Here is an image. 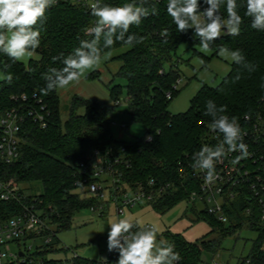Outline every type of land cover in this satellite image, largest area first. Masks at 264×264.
<instances>
[{
  "label": "trees",
  "instance_id": "trees-1",
  "mask_svg": "<svg viewBox=\"0 0 264 264\" xmlns=\"http://www.w3.org/2000/svg\"><path fill=\"white\" fill-rule=\"evenodd\" d=\"M126 2L131 0H102V3L112 6ZM167 3L168 0H148L145 6L155 7L156 13L143 19L139 27L132 26L129 29V34L143 37V42L134 46L127 45L128 48L117 56L120 66L116 76L125 80L128 114L132 121L140 123L145 130L143 137L131 141L114 138L110 129V110L102 103L74 95L68 117L62 121L57 90L47 95L40 92L45 87L42 74L50 67L62 66L53 57L62 53L68 55L79 46L81 39L88 38L82 29L95 19L91 9L59 0L47 10V20L43 26L37 25L41 31L40 46L36 49L40 56L38 59H30L26 64L21 61L13 63L0 53V72L3 75L0 80V109L12 106L18 108L23 102L31 108L41 104L45 107L47 121L44 128H39L25 116L24 107L20 108L24 121L19 157L11 163L0 165V178H12L18 183L39 182L41 192L28 194L27 199L31 201V198H36L37 206L55 224V232L68 228L74 213L93 202L91 198L82 197L78 191L84 189L78 164L94 150L111 151L119 156L116 168L124 181L134 184L153 179L156 184L165 186L164 193L150 203L162 212L181 200H189L192 192H199L191 165L193 154L214 134L207 126L211 121V117L205 115L207 101H214L218 107L225 105V114L237 117L242 129L247 125L245 114H250L252 119L256 114L264 112V32L251 27V18L245 15L246 9L243 6L246 0H237L238 13L243 19L240 34H222L212 43L210 55L198 50L199 39L194 37L192 30L187 33L177 32L167 13ZM200 3L201 10L207 7L203 0ZM220 13L226 17L224 6ZM165 30L167 36L163 35ZM181 42H188L204 63L218 56L222 46L232 50L240 49L248 61L257 65V70L248 73L240 65L231 62L229 71L218 84H202L185 111L170 113L167 107L178 91L176 84L180 75L177 70L171 67L167 70L164 66L173 60ZM124 45L117 42L108 51ZM5 64L10 65L6 70L3 68ZM6 73L13 75L11 83L7 82ZM94 77H97V72L89 74V78ZM120 92V84L109 87V95L114 102L118 100ZM167 92L171 93L170 98L166 97ZM146 135L151 137L150 141ZM19 206L15 202L0 200V221L14 215ZM199 214L209 221L211 231L217 232V237L190 242L179 234L165 235L164 239L172 242L182 257L178 264H198L202 251H215L221 236L224 237L244 222L235 204L227 209V224L218 221L205 208ZM250 228L256 231L257 236L248 253H259L264 257V250L261 249L264 230ZM58 242L55 237L52 244L37 248L32 255L41 257L40 264H63L60 259L43 256L56 251ZM70 264L102 263L77 255L71 259Z\"/></svg>",
  "mask_w": 264,
  "mask_h": 264
},
{
  "label": "clouds",
  "instance_id": "clouds-1",
  "mask_svg": "<svg viewBox=\"0 0 264 264\" xmlns=\"http://www.w3.org/2000/svg\"><path fill=\"white\" fill-rule=\"evenodd\" d=\"M58 0H0V53L11 59L13 63L24 61L34 56L40 46L41 31L37 25L43 26L47 20L46 12ZM148 0H131L120 6L94 0L90 4L94 21L82 29L85 39L68 55L60 54L53 57L60 61L61 67H50L42 74L45 87L41 94L47 95L70 85H78L89 70L99 68L105 62L110 50L117 42L134 46L143 42V37L129 34L132 26L139 27L142 20L155 14V7L145 5ZM207 5L201 10L200 0H168L167 13L172 18L178 33L192 30L194 37L199 39L200 48L207 53L214 41L222 34L238 36L241 32L243 19L238 13L237 0H203ZM226 8V17L220 9ZM245 15L251 18V27L264 32V0H246L243 5ZM163 35L167 36L165 30ZM219 55L240 65L248 73L255 72L257 65L248 61L240 49L219 48ZM10 65L5 64L6 70ZM8 83L13 80L11 73L5 76ZM239 79V76L237 77ZM264 87V85H262ZM225 105L217 106L212 100L207 101L205 115L211 117L208 128L218 133L219 143L215 146L204 145L192 156L191 167L204 173L206 185L211 186L217 179L216 164L233 152H239L233 163L250 156L248 145L244 143L246 133L241 128L237 117L225 114ZM245 119H251L245 114ZM151 140V137H146ZM223 219V217H220ZM34 224L35 221L33 220ZM107 248L109 252H118L116 264H178L182 259L175 250V245L166 240L158 239L160 228L157 223H143L130 213L121 212L108 221ZM16 227V221H11ZM102 264H107L104 257Z\"/></svg>",
  "mask_w": 264,
  "mask_h": 264
},
{
  "label": "built area",
  "instance_id": "built-area-1",
  "mask_svg": "<svg viewBox=\"0 0 264 264\" xmlns=\"http://www.w3.org/2000/svg\"><path fill=\"white\" fill-rule=\"evenodd\" d=\"M67 1L89 9L90 4L94 2V0ZM166 97L170 98L171 93L167 92ZM117 103L118 100L115 101V104ZM23 104L20 106L24 107L25 116L39 128H44L47 124L45 107L40 104L31 108L30 105ZM21 107L0 109V165L11 163L19 157L24 121V115L20 112ZM246 121L247 125L243 128L246 133L244 143L248 145L250 156L234 164L233 160L240 153L233 152L218 162L216 164L217 179L211 186L205 184L204 173L194 169L193 176L198 182L199 192H192L190 199L201 200L205 204L207 213L213 214L224 224L229 222L227 209H231L232 204H235L238 213L244 217V222L246 221L249 228L256 227L264 230V112ZM125 127V124H121V128ZM221 138L218 133H214L204 145L215 146ZM119 161V156L113 152H102L96 149L79 162L78 171L83 178V188L93 195L91 197L93 202L88 206L91 210L103 209L106 202L104 199H109L116 206L120 203L116 207V213L119 214L123 206H131L138 202L150 204L164 193L165 186L156 184L153 179L138 181L134 184L124 181L116 168ZM27 195L28 193L15 179L0 178V200L20 205L14 215L0 221V264L22 262L40 264L41 257H34L33 252L37 248L42 249L43 246L52 244L56 237L57 232L51 227L55 224L45 211L37 206L36 198L33 197L29 201ZM13 220L16 221L15 228L11 227ZM37 238L42 239L43 243L30 251L32 245H26L25 242H33ZM12 244L17 247L15 251L11 250ZM261 249L264 250V242ZM75 256L77 255L73 254V257L64 260L63 264H70ZM106 260L107 264H116L118 252L107 250ZM238 264H264V257H261L259 253H247L238 261Z\"/></svg>",
  "mask_w": 264,
  "mask_h": 264
},
{
  "label": "rangeland",
  "instance_id": "rangeland-1",
  "mask_svg": "<svg viewBox=\"0 0 264 264\" xmlns=\"http://www.w3.org/2000/svg\"><path fill=\"white\" fill-rule=\"evenodd\" d=\"M128 48L127 45L112 49L108 59L99 68L89 70L78 85H70L65 89H58L57 94L60 104V117L64 121L69 114L71 99L74 95L85 99L96 100L110 110V129L114 138L122 141H131L145 135L143 126L131 120L128 114L125 80L116 76L120 66L117 58L119 54ZM198 50L202 51L200 47ZM203 52V51H202ZM205 53V52H204ZM206 55H210L209 50ZM40 56L35 52L34 56L27 58L38 59ZM231 61L224 57H212L204 63L201 56L195 54L188 42H181L176 50V55L172 61L165 64L164 68L170 67L179 72L177 83V93L172 96L168 104L170 113L185 111L190 99L194 96L202 84L216 85L221 78L229 71ZM97 72V77L89 78V74ZM3 75L0 72V80ZM113 84H120V94L118 103L110 98L109 87ZM125 124V128H121ZM146 137H148L146 135ZM22 189L28 194H38L42 187L39 182H20ZM79 193L84 198H91L93 195L85 189H79ZM106 200L103 209L91 210L89 207L83 208L74 213L70 226L59 230L56 237L59 242L57 250L44 254L45 258L60 259L62 261L70 259L73 254L100 261L101 257L106 258L107 235L109 231L108 221L116 213L117 206L113 201ZM205 204L198 199L181 200L164 211H158L146 202H138L131 206H123L122 212L136 216L145 224L155 222L160 228L158 239H164L167 234H179L185 240L198 242L202 238H215L217 232L211 231L209 221L200 216L199 212L204 209ZM120 214V213H119ZM199 215V217L197 216ZM55 230V225H51ZM255 230L250 229L246 221L241 226L229 231L224 237L221 236L220 244L213 252L202 251L201 260L198 264H238V261L247 255L256 238ZM26 245H32L30 251L43 243L37 238L33 242L26 241ZM15 245H11V250H16Z\"/></svg>",
  "mask_w": 264,
  "mask_h": 264
}]
</instances>
